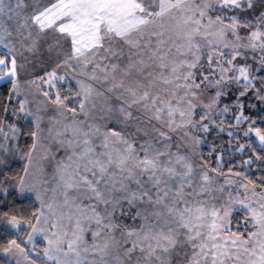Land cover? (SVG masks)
<instances>
[{"label": "snow or ice", "instance_id": "1", "mask_svg": "<svg viewBox=\"0 0 264 264\" xmlns=\"http://www.w3.org/2000/svg\"><path fill=\"white\" fill-rule=\"evenodd\" d=\"M0 81V255L264 264V0H0Z\"/></svg>", "mask_w": 264, "mask_h": 264}, {"label": "trees", "instance_id": "2", "mask_svg": "<svg viewBox=\"0 0 264 264\" xmlns=\"http://www.w3.org/2000/svg\"><path fill=\"white\" fill-rule=\"evenodd\" d=\"M5 83L0 84V103L7 105V99H6V93L8 88H10V85L5 86ZM58 87H60L58 85ZM68 85L66 84L64 88H61L62 92H66ZM75 104L76 102L73 101ZM16 104V100L13 99L12 105ZM12 105H9V113L5 114L2 109H0V118H4L8 120L9 122H14L17 124V126L21 129H23L25 132L31 130V125L29 123V120L24 117L23 114H21L18 118L11 117V107ZM25 138L21 139V143L23 144ZM215 140L217 145L225 144L227 141V137L223 133H213V136L209 139V145L212 144V141ZM205 157L208 158L210 164L214 167L216 166V154H213L212 156H209V150L208 146L203 147L202 150ZM247 158V153L242 152H233L231 148H228L226 154L223 158V167L222 171L228 172V169L231 168L233 172L239 171L248 176L249 179L259 182V179L261 178L262 174H264V164H261V162L257 161L251 167L248 166H241V160ZM24 167V161L17 159L13 165V173L20 172L22 168ZM19 207V206H17ZM16 233L11 230H6L5 227L0 226V246L6 245L7 241L15 238ZM20 238L24 239L27 237L26 231L22 230L20 232ZM19 242V241H18ZM0 264H10L9 261L5 259L4 256L0 255Z\"/></svg>", "mask_w": 264, "mask_h": 264}, {"label": "rangeland", "instance_id": "3", "mask_svg": "<svg viewBox=\"0 0 264 264\" xmlns=\"http://www.w3.org/2000/svg\"><path fill=\"white\" fill-rule=\"evenodd\" d=\"M1 83H4L3 81L1 82ZM0 83V84H1ZM74 83V82H73ZM29 99H32V97L30 96L29 97ZM37 99L39 100V99H43V97L42 96H37ZM29 107L30 108H32V110L34 111L35 110V104L33 103V104H30L29 105ZM221 119H224L223 117L221 118ZM219 122V121H218ZM45 123H46V121H45ZM224 127H225V132L223 133L226 137H227V124L225 123L224 125H223ZM237 131H239V129H236ZM227 139H228V137H227ZM241 143H243L244 141L241 139V141H240ZM235 144H236V141H233V147L235 146ZM203 150V148L201 149V151ZM41 155V153L40 152H37V153H34V156L35 157H37V158H39V156ZM45 163V166L47 167V162H44ZM226 174H227V172H225ZM233 179H239L238 177H233ZM221 180H223V177H221ZM27 238V237H26ZM26 238H25V240H26ZM44 245H43V242H41L40 244H39V246L38 247H40V248H42ZM5 257V256H4ZM5 259L7 260V261H9L10 262V264H14V261L10 258V257H5Z\"/></svg>", "mask_w": 264, "mask_h": 264}, {"label": "crops", "instance_id": "4", "mask_svg": "<svg viewBox=\"0 0 264 264\" xmlns=\"http://www.w3.org/2000/svg\"><path fill=\"white\" fill-rule=\"evenodd\" d=\"M2 81H0V83H1Z\"/></svg>", "mask_w": 264, "mask_h": 264}]
</instances>
